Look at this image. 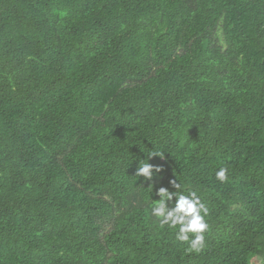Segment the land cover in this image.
Listing matches in <instances>:
<instances>
[{
  "label": "trees",
  "instance_id": "1",
  "mask_svg": "<svg viewBox=\"0 0 264 264\" xmlns=\"http://www.w3.org/2000/svg\"><path fill=\"white\" fill-rule=\"evenodd\" d=\"M0 30V264H264V0H0ZM169 179L199 253L151 215Z\"/></svg>",
  "mask_w": 264,
  "mask_h": 264
},
{
  "label": "clouds",
  "instance_id": "2",
  "mask_svg": "<svg viewBox=\"0 0 264 264\" xmlns=\"http://www.w3.org/2000/svg\"><path fill=\"white\" fill-rule=\"evenodd\" d=\"M155 156L158 155L151 154L147 161ZM163 171L162 165L147 162L139 166L135 174L142 177L145 182L155 184L154 173L160 174ZM226 173V168H220L216 171L215 178L224 181L227 178ZM168 184L170 187L160 186L155 189L159 199H156L157 203L151 208V215L158 219L161 229L167 227L175 231L176 240L188 244L187 252L199 253L204 247V234L208 229L205 221L208 209L195 191H189L187 194L177 191L180 184L176 179H169Z\"/></svg>",
  "mask_w": 264,
  "mask_h": 264
},
{
  "label": "bare ground",
  "instance_id": "3",
  "mask_svg": "<svg viewBox=\"0 0 264 264\" xmlns=\"http://www.w3.org/2000/svg\"><path fill=\"white\" fill-rule=\"evenodd\" d=\"M201 14V13H200ZM201 18V17H200ZM206 18V17H205ZM207 20V19H206ZM209 22V21H208ZM212 23V22H211ZM210 24V23H209ZM61 27V26H60ZM43 28V27H42ZM50 28V27H49ZM47 29V28H46ZM1 31V30H0ZM52 35V34H51ZM95 180V179H94ZM144 203V202H143ZM141 209V208H140ZM137 212V211H136ZM136 214V213H135ZM139 215V214H138ZM138 225V224H137ZM141 225V224H140ZM145 227V226H144ZM140 232V231H139ZM140 234V233H138ZM83 237V236H82ZM74 240V239H73ZM78 240V239H77ZM75 241V240H74ZM83 241V240H82ZM77 242V241H76ZM80 243V242H79Z\"/></svg>",
  "mask_w": 264,
  "mask_h": 264
}]
</instances>
